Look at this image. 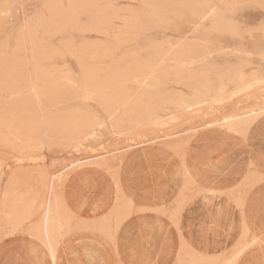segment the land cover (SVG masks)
Instances as JSON below:
<instances>
[{
    "label": "rangeland",
    "instance_id": "1",
    "mask_svg": "<svg viewBox=\"0 0 264 264\" xmlns=\"http://www.w3.org/2000/svg\"><path fill=\"white\" fill-rule=\"evenodd\" d=\"M0 12V57L18 28L40 22L36 109L20 128L0 118V264L15 263L10 251L27 250L29 235L53 236V264L62 239L82 231L113 244L131 205L118 185L131 154L178 157L201 130L240 134L264 112V0H0ZM178 99L191 106L174 108ZM76 180L116 189L97 227L64 205Z\"/></svg>",
    "mask_w": 264,
    "mask_h": 264
},
{
    "label": "crops",
    "instance_id": "2",
    "mask_svg": "<svg viewBox=\"0 0 264 264\" xmlns=\"http://www.w3.org/2000/svg\"><path fill=\"white\" fill-rule=\"evenodd\" d=\"M92 183L73 181L64 205L97 227L110 217L116 189L96 193ZM118 183L131 205L114 243L98 229L82 231L62 239L56 264H224L242 249L234 264H264V115L245 136L201 130L178 157L137 150L123 161ZM23 239L27 250L10 251L15 263L53 264L38 239ZM85 248L100 259L84 262Z\"/></svg>",
    "mask_w": 264,
    "mask_h": 264
},
{
    "label": "bare ground",
    "instance_id": "3",
    "mask_svg": "<svg viewBox=\"0 0 264 264\" xmlns=\"http://www.w3.org/2000/svg\"><path fill=\"white\" fill-rule=\"evenodd\" d=\"M52 15L50 13L51 18L53 17ZM4 20H5V18H4ZM0 21H3V20H0ZM3 22H5V21H3ZM3 26H4V24H3ZM39 27H40V22L38 21V19H34L28 24H23V26L20 27V29L18 28L17 31L15 32V33L18 32L17 35L14 34L15 36H17L16 37L17 39L15 41L14 46L12 47L11 53L8 56H6L5 58L2 57V55L0 57V96H2L0 98V118L3 116V118H5V120L3 122H6V123H8L9 120H12L13 122H15V125L18 128H20L21 124L24 123L25 119H31L32 118L31 113L36 109L37 102H38V99L40 96L39 92H38L39 87H38V73H37L38 58H39V54H40V44H39L38 37H37V33H38L37 30ZM9 33L11 34V31ZM43 33H44V31H43ZM6 36H9V35H6ZM47 37H49V35ZM50 39H51V35H50ZM6 48H7V46H6ZM47 49L48 48H46V50ZM43 52H45V50ZM4 53L6 55V52H4ZM47 53H45L46 54L45 57H47L48 55L51 54V53H49L47 55ZM45 54H43V55H45ZM50 57H51V55H50ZM149 76H151V74H148V77ZM148 77H146L143 80V83L146 82V79ZM258 81L259 80H257V82ZM26 90H28V91H26ZM26 92L29 93V96L25 95ZM197 93H199V92H197ZM201 94L202 93H200V96H202ZM3 96H7V97H3ZM3 98H5V99L8 98V99L4 100ZM197 99H198V97H197ZM171 101L169 103H172ZM172 104H173L172 106H174V108H176V109H183V108L188 109L191 106V104H186L184 101L179 100V99H178V101L176 100ZM161 107H162V105H161ZM154 111H155L154 108H152V109L146 108L144 111L138 112V113L141 114L140 119L143 120V122L144 121L148 122L151 119V116L154 114ZM124 113L126 115L131 114L132 113L131 108L125 110ZM134 114H137V112H134ZM262 115H264V112L257 115V116L260 117ZM257 116L252 117L250 119L251 121L249 123L248 122L244 123V129L243 130L240 129V131H239L240 134L242 132L243 135H246V133L248 132V129L250 128L252 123L255 122V120L257 119ZM141 120H138L136 122L138 123ZM235 121H237V120H235ZM238 121L235 123L239 124L240 121L239 122ZM80 123L81 122H78L77 124H75V122H74V124H69V126L67 124L64 127V129L66 131H68V129H70L69 127H71L70 125H73L72 126L73 129H78L80 127V126H78ZM238 127H239V125H238ZM247 127H248V129H246ZM237 133H238V131H237ZM208 191H210V190H208ZM52 237L53 236H51V235L46 236L42 240L41 245L43 247H46L49 250H51L52 244H53V241H52L53 238ZM252 242H254V241H252ZM59 243H60V241H59ZM250 244H252V243H249V245ZM256 247H258V246H256ZM242 250H239L237 253H235L231 258H229L227 261H225L224 264H234L235 260L237 259V257L239 256V254L241 253ZM51 253L52 252L50 251V254ZM83 253H84V262L86 261L87 263H92L93 261L100 259L99 251L96 249L85 248ZM52 255H50V256H52ZM210 261L212 262L213 260H210ZM211 262H209V264H212Z\"/></svg>",
    "mask_w": 264,
    "mask_h": 264
}]
</instances>
